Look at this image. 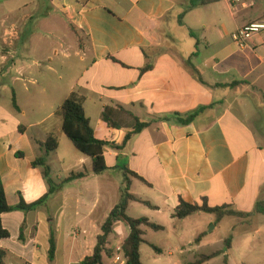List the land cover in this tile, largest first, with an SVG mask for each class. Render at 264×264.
<instances>
[{"label": "crops", "instance_id": "obj_1", "mask_svg": "<svg viewBox=\"0 0 264 264\" xmlns=\"http://www.w3.org/2000/svg\"><path fill=\"white\" fill-rule=\"evenodd\" d=\"M245 1L246 6L234 8L220 0L185 13L188 0H0V97L10 91L12 99L10 108L0 101V174L9 205L31 204L49 193L42 170L33 167L49 135L58 137V151L63 145L72 154L67 173L54 182L87 173L63 184L37 210L3 215L11 234L0 240L6 264L11 254L26 264H81L92 255L121 198L124 181L113 177L123 173L119 158L150 184L132 178L131 193L142 199L133 191V180L157 185L161 202H149L167 211L174 225L195 215L173 218L180 199L255 211L264 201V33L245 47L233 36L264 20V0ZM35 19L45 22L42 28L19 25ZM65 30L77 39L76 46H67ZM67 73L72 74L69 84ZM73 92L85 96L99 140L122 145L136 119L150 124L122 150L106 148L109 170L102 175L94 174L91 158L72 148L56 114ZM38 100L51 102L47 111L23 103ZM203 107L208 109L187 126L165 120ZM49 121L50 128L39 130ZM50 165L53 171L51 156ZM227 218L238 221L232 233L255 222L256 231H264V214L249 221ZM52 234L57 251L51 262ZM235 246L234 238L229 262Z\"/></svg>", "mask_w": 264, "mask_h": 264}, {"label": "trees", "instance_id": "obj_2", "mask_svg": "<svg viewBox=\"0 0 264 264\" xmlns=\"http://www.w3.org/2000/svg\"><path fill=\"white\" fill-rule=\"evenodd\" d=\"M189 4L186 7L185 13L197 8L198 6H206L219 2L220 0H188ZM184 13V14H185ZM184 14L180 17V22L182 23V18ZM151 69L148 66L143 70V72ZM240 84L236 82L235 85ZM232 84L231 86H233ZM85 96L78 92H73L58 108L56 114L63 119V131L67 138L73 143L78 151L82 154L90 157L93 161V172L96 175H102L109 170L107 165V160L105 157V150L107 147H111L117 150H122L125 145L132 139L133 136L141 133L150 124L140 122L136 119V125L132 132H129L122 145H116L106 141L99 140L95 137L94 129L91 125L90 119L87 117L84 103ZM13 107L16 111H20L17 104L16 97H13ZM208 108H200L187 115H182L179 113L173 114L171 117H167L166 121H173L179 126H187L195 121L204 111ZM59 139L56 135H49L47 139L41 143L43 149V155L39 156L33 163V167L40 168L42 170L44 178L49 184V193L37 202L27 204L24 200H21L20 204L17 206L9 205L7 201V194L5 186L0 174V240H7L11 237L10 232L5 229L3 225V215L5 213H11L14 211L30 212L35 211L39 207L47 204L51 195L58 191V189L65 183L82 179L87 176L86 172L72 173L64 182L60 185L56 184L52 179V169L50 165V156L56 153L59 149ZM21 156V154H18ZM117 168L123 171L124 184L121 187V198L119 203L114 207V209L109 214L105 223L101 228V233L97 237L96 246L93 250L92 255L87 256L81 264H106L105 257H115V250L112 252L109 250L110 237L114 233L115 228L120 223H123L129 229V235L122 244L123 250L128 261V264H144L141 258V245L146 243L144 239V231L142 227H148L155 231H163L164 227L155 223H152L148 218H134L128 214V208L130 202L141 203L153 210H158V207L154 206L151 202L142 200L131 193L132 178L141 181L146 185H150L145 178L140 176L138 173L132 171L127 162L122 164V159L119 158V164ZM203 212L206 214L214 215L216 217L217 223L221 222L226 217H239L246 221H249L254 215L264 214V201L257 203L255 211L253 213H243L237 212L232 209L231 205H224L221 207H211L209 206L207 200L203 201L202 205L190 204L180 199L179 206L175 209L173 218L184 220L193 214ZM205 234H201L196 242L200 243ZM21 240H24L23 232L21 233ZM225 247L223 250H218L210 254H203L198 257V259L192 264H206L216 257L224 256L223 264H229L228 252L233 246V237L230 236L224 241ZM156 252L161 253V250L154 245H150ZM57 251V246L55 242V237L52 234L50 239L49 248V259L50 261L55 260ZM7 250L0 249V264H6Z\"/></svg>", "mask_w": 264, "mask_h": 264}, {"label": "rangeland", "instance_id": "obj_3", "mask_svg": "<svg viewBox=\"0 0 264 264\" xmlns=\"http://www.w3.org/2000/svg\"><path fill=\"white\" fill-rule=\"evenodd\" d=\"M15 21L16 19H13L8 23V26ZM44 23L43 20L35 19L33 22H27L25 24L19 23V25L42 28ZM51 23L54 26L60 25L59 21L51 20L50 24ZM65 31L67 46L70 43L76 46L77 39L70 32L67 30ZM38 41L39 40H34L33 42ZM41 46L42 45H39V47ZM45 46L49 47L50 45ZM71 75L67 73V84H69L68 80L72 77ZM0 101L6 108H10L12 101L10 91L3 92ZM23 103L31 108H35V110L40 113L47 111L51 104V102L43 100H38L34 103L23 101ZM52 124L53 121H49L45 126L38 128L39 130H46L50 128ZM31 135L33 136L32 133ZM71 146L73 149L75 148L73 147L74 145ZM78 153L84 155L80 151H78ZM62 158H65L66 164L62 163ZM71 158L72 154L70 150L63 145L59 151L51 155L54 164L52 178L55 182L57 181L58 175H65V173H67V163H69ZM86 158L90 160V157L87 156ZM148 169L153 171L154 168ZM113 177L118 181H124L122 172L117 171L113 173ZM133 181V191L140 195L142 199L147 201L152 200L153 203L161 202L160 199H157V185L154 186V188H150L137 180ZM128 214L134 218L146 217L152 223L164 227L163 231H155L146 226L142 227L144 239L146 241V243L141 245V258L144 264H192L200 255L210 254L219 249H224V241L230 236L233 237V240L235 238L236 246L231 254L232 257L230 258L229 264H264V231L261 234L256 231L258 229V222H255L251 226H237L232 233V229L238 222L235 218H227L223 222L217 224L214 215L199 213L193 215L183 224L179 225L177 223L174 225L167 211L159 212L137 202L130 203ZM175 228L177 229V233ZM200 234H205V236L200 243H197L196 239ZM243 234L248 235L245 237ZM128 235L129 229L125 224L122 223L120 228L116 227L114 233L110 237L109 250L114 251L116 246L122 245ZM150 245L159 248L161 253L156 252ZM223 258L224 256L222 255L206 264H223ZM105 262L106 264H114L113 258L110 256L105 257ZM8 264H26V262L25 259L18 258L16 255L11 254L8 259Z\"/></svg>", "mask_w": 264, "mask_h": 264}, {"label": "built area", "instance_id": "obj_4", "mask_svg": "<svg viewBox=\"0 0 264 264\" xmlns=\"http://www.w3.org/2000/svg\"><path fill=\"white\" fill-rule=\"evenodd\" d=\"M233 6L234 8L239 6H246L245 0H226ZM264 33V20L251 23L244 28L238 30L234 36V41L240 46L245 47L249 40L252 39L254 36ZM114 264H128L126 259L123 246L118 245L115 248V257L113 259Z\"/></svg>", "mask_w": 264, "mask_h": 264}]
</instances>
